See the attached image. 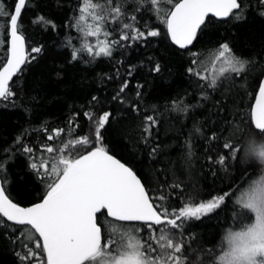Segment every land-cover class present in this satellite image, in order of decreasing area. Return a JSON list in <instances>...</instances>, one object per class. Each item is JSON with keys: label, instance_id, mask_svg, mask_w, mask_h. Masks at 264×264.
<instances>
[{"label": "snow or ice", "instance_id": "6c2138e0", "mask_svg": "<svg viewBox=\"0 0 264 264\" xmlns=\"http://www.w3.org/2000/svg\"><path fill=\"white\" fill-rule=\"evenodd\" d=\"M0 53L3 264H264V0H0Z\"/></svg>", "mask_w": 264, "mask_h": 264}, {"label": "trees", "instance_id": "16d2710c", "mask_svg": "<svg viewBox=\"0 0 264 264\" xmlns=\"http://www.w3.org/2000/svg\"><path fill=\"white\" fill-rule=\"evenodd\" d=\"M53 8L55 7V0H50ZM5 3L11 5L12 3V0H5ZM49 45H51V41L49 40L48 41ZM51 50V49H50ZM0 55H2V53H0ZM66 55V53H65ZM64 57L63 56H58L57 59H63ZM42 66H46L47 69L52 73V78L51 80L49 81V85H48V90H49V95L50 97L52 98L53 100V105L56 104V97L57 95L59 94L61 97L63 95V91H62V84L58 83L55 79V70H54V66L52 65L51 63V60H48L45 62L44 65ZM101 69L100 68H97L95 69V71H100ZM33 71H36L35 69H33ZM25 75H27V70H25ZM79 77L76 76L75 79H78ZM69 80H73V75L71 72H69ZM167 87V85H165V88ZM80 102L78 101V104ZM3 108V105L0 104V109ZM52 111L53 112H56L57 111V107H53L52 108ZM51 119V117H49ZM81 121H83V114L81 113V117H80ZM2 123H5L7 125H12L14 122H15V113H5L4 114V118L2 121H0ZM85 129H81V131H84ZM176 154V151L173 150V155ZM211 191V188L210 187H207L205 188V193ZM213 224L215 223V221L212 222ZM10 257H8L7 255H4V256H0V264H3L4 261H7L9 260Z\"/></svg>", "mask_w": 264, "mask_h": 264}]
</instances>
